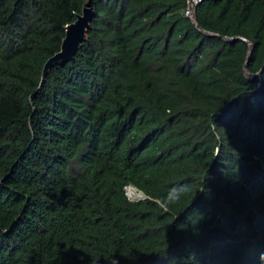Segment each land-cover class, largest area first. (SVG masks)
I'll use <instances>...</instances> for the list:
<instances>
[{
	"label": "trees",
	"instance_id": "trees-1",
	"mask_svg": "<svg viewBox=\"0 0 264 264\" xmlns=\"http://www.w3.org/2000/svg\"><path fill=\"white\" fill-rule=\"evenodd\" d=\"M0 264H264V0H0Z\"/></svg>",
	"mask_w": 264,
	"mask_h": 264
},
{
	"label": "water",
	"instance_id": "water-1",
	"mask_svg": "<svg viewBox=\"0 0 264 264\" xmlns=\"http://www.w3.org/2000/svg\"><path fill=\"white\" fill-rule=\"evenodd\" d=\"M94 17L95 10L92 3L88 1L84 5L82 13L76 16V20L66 26L60 50L44 64L41 85L45 82L52 67L66 64L74 59L81 45L88 39Z\"/></svg>",
	"mask_w": 264,
	"mask_h": 264
},
{
	"label": "rangeland",
	"instance_id": "rangeland-1",
	"mask_svg": "<svg viewBox=\"0 0 264 264\" xmlns=\"http://www.w3.org/2000/svg\"><path fill=\"white\" fill-rule=\"evenodd\" d=\"M127 194L130 199L135 200V201L144 198V194H142L141 192H139L137 189L133 187L127 188Z\"/></svg>",
	"mask_w": 264,
	"mask_h": 264
},
{
	"label": "clouds",
	"instance_id": "clouds-1",
	"mask_svg": "<svg viewBox=\"0 0 264 264\" xmlns=\"http://www.w3.org/2000/svg\"><path fill=\"white\" fill-rule=\"evenodd\" d=\"M197 4V1H195V2H193V6H195ZM82 13V12H81ZM80 14V13H79ZM187 14L188 15H190V14H193V8H191V10H188L187 11ZM78 15V14H77ZM76 20V19H75ZM74 22V21H73ZM130 187H132V186H130ZM133 188H135V187H133ZM136 189V188H135ZM126 192H127V188H126ZM140 192V191H139ZM142 193V192H141ZM142 194H144V193H142ZM128 195V194H127ZM144 198H146V196H145V194H144ZM144 198H142V199H144Z\"/></svg>",
	"mask_w": 264,
	"mask_h": 264
},
{
	"label": "bare ground",
	"instance_id": "bare-ground-1",
	"mask_svg": "<svg viewBox=\"0 0 264 264\" xmlns=\"http://www.w3.org/2000/svg\"><path fill=\"white\" fill-rule=\"evenodd\" d=\"M128 188V187H127Z\"/></svg>",
	"mask_w": 264,
	"mask_h": 264
}]
</instances>
